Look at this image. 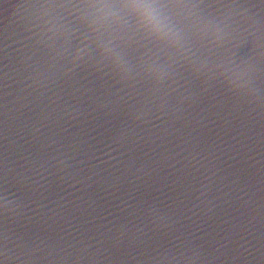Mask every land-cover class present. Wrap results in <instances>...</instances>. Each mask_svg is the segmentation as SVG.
Here are the masks:
<instances>
[{"label":"snow or ice","instance_id":"snow-or-ice-1","mask_svg":"<svg viewBox=\"0 0 264 264\" xmlns=\"http://www.w3.org/2000/svg\"><path fill=\"white\" fill-rule=\"evenodd\" d=\"M260 4L264 5V0H260ZM141 6L167 10L170 13L168 22L158 20V30H153L143 25L137 27L138 21H129L127 28H122L116 19L101 18L98 22L105 26V31L98 32L94 29L89 32L91 25L75 13H71V19L63 16L46 18L52 10L103 7L126 11ZM19 7L40 9L43 12V15L36 16L40 23L35 24V27L41 31L33 35L40 36L41 39L36 40L33 47L38 48L44 60L39 70L33 68V75L27 79L33 80L48 92L52 91L51 85H56L64 95H60V92H54L53 95L63 100L76 113L73 115L72 112H67L56 100H52L47 106L50 111L36 112L35 108H31L22 113V130H27L35 122L42 120L57 123L54 114L58 111L72 119L92 116V121L85 122L91 132H97L98 135L91 136L89 133L91 141L96 142L90 147H96L101 154L94 155L93 159L99 161L102 172L106 175L94 172L93 175H86L84 180L77 181L92 190L90 195L96 198L91 203L83 196L68 200L67 204L71 208L54 201L63 211L50 209L53 216L49 219L59 222L66 215L71 216L72 220L67 223L73 231L60 225V231L52 228L45 238L27 228L22 237L26 243L23 246L17 245L20 254L15 256V260L20 261V264H37L40 261L47 264H125L126 259L131 257L135 264H248L244 252L251 256V251L233 237L240 236V239H244L240 229L248 231L245 221L249 213L245 211V206L250 207V201L244 197L251 195L246 189L253 186L254 173L251 165L246 166L242 155L245 149H249L246 140L250 138L227 117H223L224 123L218 125L219 131H216L196 120L192 113L202 106L204 110L210 111L207 104L212 89L221 91L226 99L233 102L234 107L239 102L257 101L254 93L248 89L229 87L224 74L217 67L221 64L220 54H224V61H230L233 57L241 61L254 60L253 85L259 89L258 100L260 106L264 107V18L259 22L260 43L253 49L254 52L259 49V52L256 56L241 57L239 50L246 41L241 38L236 43L230 38L242 35L232 25H238L247 32L245 25L254 26L253 18L241 15L239 19H234L221 12L226 10L231 13L238 8H250L240 0H31ZM193 9L198 12H193ZM218 12L221 14L217 15ZM217 21L223 28H217ZM81 34L88 36L92 44L89 51L78 55L72 49L79 47L78 43L73 42L80 41ZM6 35L5 28V37ZM26 39L31 40L32 37ZM102 41H107L112 47H107ZM4 43L5 48L0 49L3 53L0 56V173L3 189L13 190L20 205L27 208L30 205L26 203V199H30L29 193L35 194V190L26 181L39 184V181L27 173L42 175L40 169H43L48 173V177L43 179L48 181L49 188H60L61 185L56 183L55 178L64 182L74 178L69 171L72 165L66 164L60 157L76 160L82 152L86 155L87 150L82 145L87 142L76 139L74 134L69 133L52 141V144L60 145V148L53 150L57 154L52 155L48 151L52 144L29 133L32 139L25 141L28 147L24 148L28 156L21 157L26 163L20 166L26 171L18 173L12 181L9 180V64L6 41ZM17 63L23 62L18 60ZM98 66H103L106 80L96 76L93 71ZM58 79L63 82V86L57 84ZM28 89L37 91L33 84L26 83L22 91L27 95L21 99L28 100L32 95ZM40 95L45 93L41 92ZM65 96L69 99L65 100ZM30 103L34 104L35 101ZM52 104L56 107L52 108ZM24 107L27 108L28 104ZM181 110L186 115L178 116L177 113ZM93 114L104 119V123L100 125L102 131L94 126L96 116ZM216 114L219 115V110ZM58 119L64 120V116H59ZM208 119L213 124L217 123L211 116ZM144 124H151L157 131L146 138L140 134V131H146L142 127ZM162 125H169L174 130L170 131ZM36 131L39 132L40 129L37 128ZM63 131L68 132V129L63 128ZM232 132L236 135H231ZM225 137H230L235 144L230 145ZM222 145L230 147L231 152L236 155H231ZM223 156H228L229 160H223ZM96 167L97 165L92 164L90 170ZM168 168H176L179 175L168 172ZM80 171L83 172L84 169ZM165 172L171 180L164 184L169 191L157 195L162 192L160 184L166 180L160 174ZM93 176L99 179H93ZM134 181H140V184H135L136 195L126 190V186L134 184ZM233 184L236 188L230 189ZM49 188H45V191ZM225 189L230 191L226 192ZM121 192H126L132 202L123 200L118 195ZM197 192L199 195H196ZM109 197L123 200L126 207L113 205L119 208V212L111 211L109 205L113 204V200ZM200 197H205L207 204ZM60 199L64 200L65 197ZM77 200L83 201L87 207H82ZM239 201L243 203L240 204ZM201 205H205L206 210ZM261 208L264 219V205ZM98 209L107 212V215H100ZM251 211L255 212V209ZM221 214L229 215L231 222L224 220ZM0 216L4 220L3 232L0 233V260L6 261L7 256L3 250L8 247L9 215L2 207ZM218 218L228 227L218 224ZM97 219L103 223L97 225ZM186 221L196 225L198 231L189 230ZM247 223L250 224L251 221L247 220ZM200 224L207 225L211 231H206ZM61 233H66L71 240H67ZM33 236H36L35 240L32 239ZM217 237L227 243H219ZM36 240L41 243H36ZM60 241L64 243L61 244ZM216 243H219V247L215 246Z\"/></svg>","mask_w":264,"mask_h":264},{"label":"water","instance_id":"water-1","mask_svg":"<svg viewBox=\"0 0 264 264\" xmlns=\"http://www.w3.org/2000/svg\"><path fill=\"white\" fill-rule=\"evenodd\" d=\"M28 2H31V0H0V49L5 48L4 42L6 41V53L9 64V79L7 81L9 85V88L7 89L9 93L7 97V104L10 128L7 140L9 149V180L12 181V178L18 173L26 171L25 168L20 166L26 163V161L21 157L28 156V153L24 151V148L28 147L25 141L32 139V135L29 133L34 134L36 137H39L41 141L48 144H52L53 140L60 139L62 136H67L69 133L74 134L76 139L87 142L82 145V147L87 150V154L85 155L82 152L76 160H69L65 156L60 157L65 160L66 164L72 165L69 171L73 173L74 176V178H69L67 182L61 181L58 177L55 178L56 183L61 185L60 188H56L55 186L49 188L48 181L43 179V177H48V173L43 169H40L42 175H36L34 172L27 173L34 180L39 181V184H32L31 180L26 181V183L31 185V187L35 190V194L29 193L30 199H26V203H28L30 207L26 208L21 205L15 214L9 215V219L7 221L9 228L8 247L13 250L15 256L20 254V248H18L17 245L23 246L26 243L22 237H24L27 228H31L33 232L45 238L46 233L50 232L52 228H56L57 231H60V225L67 228L69 231H73L67 223V221L72 220L71 216L66 215L64 220L59 222L49 219V217L53 216V213L49 211L50 209H56L61 212L63 211L56 203H54V201H59L60 204H65L67 207L71 208V205H68L67 201L75 200L77 196H83L91 203V201L96 198L95 196L90 195L92 190L86 188L83 183H77V181L84 180L86 175H93L94 172H101L102 175H106L102 172V166L99 165V161L93 159L94 155L101 154L97 152L96 147H90L91 144L96 143L91 141L90 135H98L97 132H91L88 123L85 122L92 121V116L85 115L80 116L77 119H72L71 116H67L64 112L58 111L57 114H54V117L57 119V123H52L51 120H42L40 122H35L27 130H22L23 125L20 123V121L24 120L22 113L28 112L31 108H35L36 112L50 111L47 106L51 104L52 100H56L57 104L65 108L67 112H72L73 115H76L73 109L68 107L63 100H59L57 96L53 95L54 92H60V95H64V93L61 92L60 88L56 85H51L52 91L48 92L41 88L39 84H35L33 80L27 79V77L33 75V68L39 70L40 64L44 60V56L38 48L33 47L34 42L41 39L40 36L33 35V33L41 31L40 28L35 27V24L40 23L39 20H36V16L43 15V12L40 9H25L19 7L20 4ZM240 2L250 6V8H248V16L253 18L254 26L251 24L245 25V27L248 28V31L244 32L241 27L234 24L233 27L236 31L242 34L241 36L235 37V42L239 43L241 38L246 41L239 50V55L241 57H247L249 55L256 56L259 49H256L255 52L253 49L256 44L260 43L259 37L261 32L259 30V22L261 18H264V5L260 4V0H240ZM5 5H8V7H5ZM253 5H255V7H251ZM221 12L233 16L234 19H239V16H237L235 12L227 13L226 10H221ZM71 13H73V9L58 11L52 10L46 18H51L52 16H63L71 19ZM216 14L220 15L221 13L218 12ZM241 23H243V21H241ZM5 28L7 30L6 37ZM26 37H32V39L29 40L26 39ZM41 47L47 46L41 45ZM228 47H231V45ZM2 55L3 53L0 52V56ZM219 58L220 61L223 62L225 60L224 54H220ZM18 60L23 63H17ZM17 69H21V71L17 72ZM93 71L96 76L103 77L105 80L107 79L105 76V70H103L102 66H98L97 69H93ZM26 83L33 84L37 91L32 92V89H28V92H32V95L28 97V100H23L21 98L27 95V93L22 91V89L26 87ZM57 84L63 86V82L59 79L57 80ZM41 92L45 93V95L41 96ZM121 95H123V93H121ZM67 99H69V97L65 96V100ZM33 100L35 103H30V101ZM73 103H75V101H73ZM25 104H28L27 108L24 107ZM213 105L216 107L213 108ZM51 106L52 108L56 107L54 104ZM207 108L210 109V111L204 110V107L202 106L201 109L197 110L199 114H197V112H193L192 116H194L196 120L201 121L203 124H207L210 128L215 129L216 131H219L218 125H222L224 123L223 117H227L240 126V131H243L245 135L250 138L246 140V143L249 145V149L244 150L242 159L246 161V166H252V171L254 173L252 179L253 186L250 189H246L251 193V195L244 197L245 200L250 201V207L245 206V211L249 213L247 220H250L251 223L249 224L247 223V220L245 221L248 231L240 229V233L244 239H240V236H235L233 239L238 240L240 244H244L245 247L251 251L252 255L249 256L247 252L240 249V251L244 252V255L247 257L248 264H262V262H264V219H262L261 215V205H264V170H262V165H264V146H262L264 145V107L260 106L259 100L255 103H249L247 101L239 102L237 106L234 107L233 102L226 99L225 95H223L221 91L212 89L211 94L208 96ZM217 110H219V115L216 114ZM93 115L96 116L94 126L97 127L99 131H102V129H100V125L104 123V119L96 114ZM177 115H186V113H183L181 110L177 113ZM59 116H64V120H59ZM209 116H211V119L215 120L217 123H211L208 119ZM165 119L168 118L166 117ZM188 119H192V117H188ZM156 123L160 122L156 121ZM45 125H48V127H45ZM142 127L146 131H140V129H137V131H140V134L146 138L151 136L152 132L157 131L151 124H144ZM162 127H167L170 131L174 130L169 125H162ZM37 128L40 129L39 132L36 131ZM63 128H67L68 132H64ZM231 135H236V133L232 132ZM21 137H23V139ZM225 139L229 140L230 145L235 144V141L231 140L230 137H225ZM74 142L75 141H73V143ZM159 142L160 141H157V143ZM153 147H155V145H153ZM222 147H224L226 151L230 152L231 155H236V153L231 152L230 147L225 145H222ZM58 148H60L59 144H52V148L48 149V151L52 155H56L57 153L53 150ZM145 150L147 151L148 149L145 148ZM60 151H65V149H60ZM113 155H116V153H113ZM185 155L187 154L185 153ZM239 158L241 157H238V159ZM103 159L109 158L103 157ZM222 159L229 160V157L223 156ZM81 161H87V163H81ZM229 162L231 163V161ZM113 163H115V161H113ZM172 163H175V161H172ZM92 164L97 165V167L90 170V166ZM176 167H180V165H176ZM80 169H84V171L81 172ZM213 170L215 171V169ZM167 171L172 172L174 175H179V173L176 172V168H168ZM160 175L165 177L166 180L162 181L160 184L162 192L157 193V195H162L163 192H168L169 189L165 187L164 184L171 182L170 178H167V172L161 173ZM209 175H211V173H209ZM218 175H220V173H218ZM212 178L216 179V177ZM49 179L53 178L49 177ZM93 179H99V177L93 176ZM89 183H91V181H89ZM204 183L208 182L204 181ZM226 183H228V181H226ZM135 184H140V181H134V184L126 186V190L132 192L133 195L137 194ZM41 185H43V187H41ZM69 185H75V187H70ZM197 187H199V185H197ZM45 188H49V190L45 191ZM234 188H236V185H230V189ZM2 189L3 179L2 173H0V190ZM230 189H225V191H230ZM69 193H73L74 195H69ZM118 195L122 196L123 200H128L130 203L132 202L131 197L127 195L126 192L118 193ZM196 195H199V193L197 192ZM239 195H243V193H239ZM61 197H65V199L61 200ZM109 199L113 200V204L109 205V209L113 212H119V208L114 207L113 205L126 207V205L123 204V200L113 199L112 197H109ZM200 199L205 200V204H207L205 197H200ZM225 199H227V197H225ZM76 202L81 204L82 207H87L86 204H83V201L77 200ZM195 202L199 203V201ZM214 203L220 204L221 201H214ZM238 203L242 204L243 201H239ZM93 206L95 207V205ZM201 207L205 208V205H201ZM207 207H211V205H207ZM224 207L228 208L227 205H224ZM253 208L255 209V212L251 211ZM98 211L100 215H107V212L102 209H98ZM228 211L230 212L231 209H228ZM38 213L45 215H40ZM221 215H223L224 220H229L231 222V217L229 215ZM72 222L76 223V221ZM3 223V217L0 216V233L3 232ZM95 223L99 225L103 223V221L97 219ZM185 223L187 224L189 230L198 231L196 225L187 221ZM217 223L222 224V221L218 218ZM81 226L84 227L85 225ZM222 226L225 228L228 227V225L223 224ZM200 227L205 228L206 231H211L207 225L200 224ZM216 230L219 231V228ZM61 234L65 235L67 240H71V237L67 236L66 233ZM221 235H223V233H221ZM0 239H2V236H0ZM32 239L35 240L36 236H33ZM217 241H219V243H227V241L221 240L220 237H217ZM248 241H251V243L249 244ZM36 243L41 242L40 240H36ZM59 243L63 244L64 242L60 241ZM219 243H216L215 246L219 247ZM41 246H43V244H41ZM64 246L66 247L67 245ZM238 246L239 245H235V247ZM133 255L136 254L133 253ZM11 264H20V261L14 259ZM37 264H47V262L40 261L37 262ZM125 264H135V261H133L131 257H128Z\"/></svg>","mask_w":264,"mask_h":264},{"label":"clouds","instance_id":"clouds-1","mask_svg":"<svg viewBox=\"0 0 264 264\" xmlns=\"http://www.w3.org/2000/svg\"><path fill=\"white\" fill-rule=\"evenodd\" d=\"M73 13L76 16L82 17L87 21L88 25L91 27L88 28L89 32H93V30H97L98 32H104L105 26L98 21L101 18H113L116 19L117 24L122 28H127V22L132 21L136 23L137 27H141L143 25L145 28L158 30L157 21L162 20L166 23L168 16L170 13L163 8L158 7H134L130 8L126 11H121L115 8H72ZM193 12H198L197 9H193ZM233 12L237 16H248V9L238 8ZM122 17V19H119ZM135 17V20H133ZM217 28H223V25H220L219 22H216ZM233 27V25H232ZM234 28V27H233ZM94 34H96L94 32ZM235 40V37H230ZM79 44L78 48L72 49V51L76 52L78 55H83L85 52L89 51V46L92 42L88 39V36L82 35L80 36V41H77ZM101 43L105 44L107 47H112L107 41H102ZM254 60L248 59L246 61L237 60L235 57L230 61H223L220 65H218L219 71L224 74L226 83L229 87L235 89L246 88L249 91L254 93V99L258 101L259 98V89L255 88L253 85V73H254ZM103 67V66H102ZM258 72V69H255ZM20 203L17 199V195L14 194L13 190L5 191L4 189L0 190V207L3 208L4 211L8 213V215L15 214L17 209L20 208ZM7 256V260H0V264H11V262L15 259V255L13 250L7 247L3 250Z\"/></svg>","mask_w":264,"mask_h":264}]
</instances>
